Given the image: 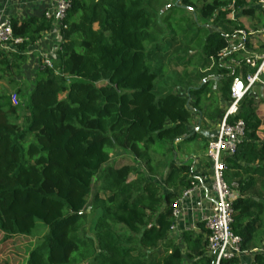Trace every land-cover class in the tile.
<instances>
[{
  "label": "trees",
  "instance_id": "obj_1",
  "mask_svg": "<svg viewBox=\"0 0 264 264\" xmlns=\"http://www.w3.org/2000/svg\"><path fill=\"white\" fill-rule=\"evenodd\" d=\"M255 2L203 1L200 19L220 30L199 28L206 31L201 70L211 69L200 84L186 83L195 97L191 107L177 92L156 93L160 69L154 59L163 49L153 29L150 0H71L53 65H39L25 127L11 119L18 112L11 98L0 95V255L16 238L31 237L41 221L48 232L31 250L27 264H71L83 246L93 254L92 264H216L207 248L204 222L199 223L201 231L181 235L184 249L171 230L176 201L195 183L193 159L178 161L174 156L156 160V166L151 152L159 142L172 148L192 139L193 110L208 119L220 115L221 99L211 93L209 77L219 78L218 90L229 104L234 80L256 71L246 63L225 65L220 57L229 46L226 34L264 27V12L257 14ZM232 4L252 19L250 27L229 17ZM10 25L23 42L15 45L12 58L0 50V77L12 76L14 69L20 74L26 51L52 29L53 18L11 19ZM146 43L155 46L147 49ZM234 58L243 54L234 52L227 59ZM260 100L257 91H250L230 118L244 120L246 137L226 159L225 171V180L239 193L232 229L241 237L243 250H259L255 264H264ZM113 148L132 152L144 160L146 170L131 164L105 168ZM101 173L103 193L97 191L91 202L94 178ZM153 175L164 177L163 184L149 178ZM89 207L101 209V214L94 227L96 239L86 236L83 241L79 234ZM220 264H239V259Z\"/></svg>",
  "mask_w": 264,
  "mask_h": 264
},
{
  "label": "rangeland",
  "instance_id": "obj_2",
  "mask_svg": "<svg viewBox=\"0 0 264 264\" xmlns=\"http://www.w3.org/2000/svg\"><path fill=\"white\" fill-rule=\"evenodd\" d=\"M205 0H189L184 3L183 0H150L148 4L149 10L153 13V18L156 26L153 28L158 33L157 43L162 47V55L154 59L156 66L159 67L158 82L156 86L157 94H164L166 92L185 93L187 89V82H194L200 84L202 79L207 78V74L211 66L207 67L206 71H202L204 61L201 53L204 45L206 31L199 29L200 26H205L209 32H213L215 25L210 20H201L199 11ZM211 1V0H206ZM257 14L258 11H257ZM252 19H246L244 23L250 27ZM60 36V35H59ZM61 43V42H60ZM155 43H151L147 49L154 48ZM41 59L37 61L27 60L21 67L20 74L17 75V70L14 69L12 76H7L2 73L0 77V95H8L11 98L13 105L18 108V112L11 116V119L22 127L26 126V117L28 115V96L35 85L36 74L41 64ZM225 65H230L228 61H222ZM161 67V68H160ZM205 77V78H204ZM211 92H215L219 88V79L212 77ZM11 81H14L12 83ZM20 90L22 93H18ZM258 95H262L260 89H256ZM62 94L61 97H64ZM195 99L190 101L189 106H193ZM261 102L264 99L260 100ZM228 104L223 105L225 111ZM194 122L192 123L191 133L194 135L197 125L202 118L201 113L195 109L193 110ZM261 139H264V125L261 128ZM205 146V140L200 136H195L190 140L175 143L171 148L168 143L159 142L155 147H152V156L155 158L153 165L157 166L156 160L172 159L176 154L183 155L190 154L192 151L197 152L200 147ZM179 158V157H178ZM180 160V158L178 159ZM124 164H131L139 169H145L144 160L138 159L132 152L125 151L120 148H113L111 151L110 160L104 167L113 166L119 167ZM160 169L156 168V171ZM150 179L163 184L164 177L149 176ZM104 184L102 173L95 176L93 181L92 194L89 200L92 202L93 197L97 191L103 193L102 188ZM92 207V206H91ZM88 208V216L86 223L81 228L79 236L84 241L86 236L95 238V224L101 214L99 208ZM48 228L41 221L37 222V227L31 237H19L0 255L1 264H27L30 252L36 246L41 245ZM96 239V238H95ZM87 242H89L87 240ZM183 245V244H182ZM75 254V253H74ZM73 254V255H74ZM93 255V254H92ZM88 251L87 247L83 246L81 253L75 255L71 264H92L94 256ZM187 261V260H185Z\"/></svg>",
  "mask_w": 264,
  "mask_h": 264
},
{
  "label": "built area",
  "instance_id": "obj_3",
  "mask_svg": "<svg viewBox=\"0 0 264 264\" xmlns=\"http://www.w3.org/2000/svg\"><path fill=\"white\" fill-rule=\"evenodd\" d=\"M71 7V0H57L53 9L45 13L47 18H53V24L60 31L62 21L66 11ZM254 8L258 13L264 12V0H256ZM230 9L229 17L239 19L241 12L234 4L228 7ZM220 28L215 25L213 32ZM264 27L260 30L239 29L232 35L226 34L229 46L225 48L220 57L222 61H228L230 65H241L246 63L252 68H256L254 73H245L237 77L231 87V101L223 112L217 135L209 142L207 157L212 164V189L214 199L209 205L208 210L202 218L207 230V248L210 254L216 256V264L222 260H231L240 258L250 251L241 248L242 239L235 234L232 225L234 223L233 202L239 195L237 191L231 188L225 180V171L227 169L226 159L231 158L236 153L239 145L245 140L246 124L243 119L230 121L232 116L238 113L241 100L250 92L256 89H262L264 92V53L252 54L253 41L263 39ZM23 42L22 38H16L13 35L10 21L0 19V50H16L15 45ZM251 44V46L249 45ZM60 48V45L58 46ZM57 48V50H58ZM242 53V59H227L231 53ZM43 63L49 67L53 65V59L45 58ZM196 184L186 189L181 198L176 201L173 215L178 219L181 215V201L189 198L195 191ZM176 224L171 230H175ZM194 228V227H192ZM255 264V263H253Z\"/></svg>",
  "mask_w": 264,
  "mask_h": 264
},
{
  "label": "crops",
  "instance_id": "obj_4",
  "mask_svg": "<svg viewBox=\"0 0 264 264\" xmlns=\"http://www.w3.org/2000/svg\"><path fill=\"white\" fill-rule=\"evenodd\" d=\"M57 0H0V19L8 20L18 19L24 20L31 17H42L45 13L54 8ZM239 20L245 21L249 19L248 16L240 14ZM60 45L59 30L54 26L49 32L43 34L42 39L31 49L26 51L27 58L29 61H37L38 59L44 60L45 58L54 59L56 57L57 48ZM252 54L264 53V37L253 41ZM16 49V48H15ZM12 58V54L16 50L5 51ZM11 54V55H10ZM42 62V61H41ZM219 79V78H217ZM219 89V88H218ZM259 89V88H258ZM262 95H258L259 99H264V92ZM212 93V92H211ZM179 95L188 98L190 101L195 97L190 96L188 91L185 93H178ZM215 98L221 99V111L220 115L213 119H208L207 116L201 113L202 118L200 119L199 125L195 129V136H200L205 140V146L200 147L197 152L192 151L190 154L184 153L183 155L176 154L175 158L178 161H186L190 158L193 159L194 168V179L196 189L194 193L189 197L181 201L180 209L181 215L178 219H175L176 228L172 230L173 235L177 238L178 244L184 249V242L181 235L185 231H201L199 223L202 222L204 214L208 210L209 205L214 199V191L212 189V164L207 157L209 142L214 139L217 135L218 128L223 115V98L219 90L212 93ZM259 115L264 117V101L260 103ZM194 122V117L193 121ZM192 126L190 127V132ZM261 133V131H260ZM192 134V133H191ZM260 135V134H259ZM261 136V135H260ZM192 137V138H193ZM179 157V158H178ZM194 227V228H192ZM183 244V245H182ZM258 249L252 250L249 253L239 258V264H253L254 257Z\"/></svg>",
  "mask_w": 264,
  "mask_h": 264
}]
</instances>
